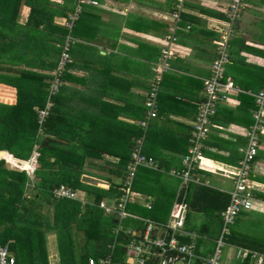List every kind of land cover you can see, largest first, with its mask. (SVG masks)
Here are the masks:
<instances>
[{"label":"crops","instance_id":"obj_1","mask_svg":"<svg viewBox=\"0 0 264 264\" xmlns=\"http://www.w3.org/2000/svg\"><path fill=\"white\" fill-rule=\"evenodd\" d=\"M230 1L97 0V5L83 8L77 22L68 30L64 23L72 12L74 0H16L17 12L0 11L7 21L1 29L6 37L3 47L11 48L1 55L0 65L5 69L0 75L21 86L22 93L27 90L23 87L29 85L28 90L32 88L39 95L40 84L32 75L46 76L48 83L59 59L62 40L70 34L75 39L70 49L72 62L55 96L53 112L58 125L70 127L74 132L82 130V142L107 151L99 150V158L84 163L96 164L99 169L108 165L113 169L119 159L115 156L117 150L126 145V138L133 139L141 130L139 123L145 117L144 101L153 82V69L161 58L164 38L173 25L172 13L179 2V22L175 41L170 45L169 68L162 76L157 94V116L142 129L143 153L162 166L159 170L149 169L159 174H146L149 179L139 182V190H133L135 196L130 203L152 211L148 219L165 223L180 185V180L168 172L182 170L181 160L188 150L192 123L204 97V79L209 77L216 58L218 28L227 22ZM10 2L15 0L0 3ZM64 2L70 10L61 8ZM30 4L45 8V23L35 26L28 23ZM233 30L228 45L229 63L224 72L233 89L227 91L226 99L216 107L199 171L201 181L204 179L207 186L228 195L248 145L246 133L254 125L256 105L252 94L262 88L264 81V0H244ZM16 103L17 89L0 83V104ZM257 138V154L247 175L252 207L239 212L230 225L226 236L229 250L222 264L245 259L247 264H262L264 260V122ZM95 173L86 178L109 177L105 171ZM108 188L109 185L105 189ZM81 197L86 202L84 193ZM133 228L140 231L142 225ZM231 236L241 238L249 247L232 244L228 240ZM46 242L49 264H60L56 235L47 234ZM238 250H247L254 257L237 258ZM213 252L208 257L197 255L195 243L197 256L209 258Z\"/></svg>","mask_w":264,"mask_h":264},{"label":"trees","instance_id":"obj_2","mask_svg":"<svg viewBox=\"0 0 264 264\" xmlns=\"http://www.w3.org/2000/svg\"><path fill=\"white\" fill-rule=\"evenodd\" d=\"M6 1L0 0L2 3ZM2 3H0V7H3L0 8L1 10L17 12L16 0L9 4ZM67 4L64 2L61 8L68 10ZM86 5L92 4H81L80 15ZM28 6L30 7L28 23L31 26L46 22L43 17L45 8L41 4ZM75 7L74 0L71 14ZM1 13L0 63L1 55L7 52V47H3L6 37L1 32L2 26L7 21ZM3 69L5 68L0 65V71ZM25 74L32 75V73ZM65 75L62 77L63 81ZM31 78L36 79L40 84L39 95L34 94L32 88L28 90L29 85L28 88L23 87L27 90L22 93L21 86L17 87L12 79L8 80L0 75V83L17 89L15 105L0 104V150L8 152L6 153L7 159L4 160H8L7 163L18 167L19 170L31 171L33 161L29 163L28 160L35 146H37L38 152L37 168L33 172L35 179L33 185L25 171L9 170L4 161L0 160V245L8 243L10 252L15 257V264H49L46 235L54 233L57 239L60 264H87L88 258H93L98 263L108 254L112 255V261L116 263L123 254L127 239H130V236H126L124 232L126 231L124 230L126 222L140 220L127 219L125 222L123 221L121 230L115 234L118 227L117 219L104 214L103 210L99 208V204L103 200L120 195L119 189L128 175L127 164L132 148L136 139L144 133L143 128L141 127L133 139L126 138V145L117 150L115 156L119 159L113 169L111 166L105 170V167L99 169L98 165L93 163L86 164L85 160L99 158L100 151L106 153L107 151L82 142V130L74 132L70 127L58 125L57 116L53 112L54 105L43 124L42 132L39 133L35 108L44 106L51 77H49L48 83L46 82L47 77L43 75L33 74ZM54 102L55 97L53 98ZM81 128L83 129L82 126ZM110 150L112 151V149ZM14 157L25 162L16 160ZM157 166L160 169L162 165L157 164ZM140 170L142 173L139 172ZM95 171L107 172L109 177L98 176L96 178H100L97 180L99 182L105 181L109 185L108 189L85 181L84 175L94 176L97 174ZM149 173L157 172L139 167L133 178L131 189H138L140 181L144 182L149 179L145 177ZM61 185L77 194L76 197L57 198L54 191ZM82 193L85 194L86 202L82 201L84 200L81 197ZM229 199L230 196L227 193L207 186L204 179L200 184H191L186 190L188 214L191 212L213 213L220 220V225L222 224L220 213L229 203ZM130 203L127 205V209L135 216L148 219L153 215L152 211ZM152 220L154 219L152 218ZM233 237L228 239L232 244L249 247V244H244L241 238ZM114 241L115 247L111 251L110 247ZM247 263L248 259H245L234 264ZM262 264H264V260Z\"/></svg>","mask_w":264,"mask_h":264},{"label":"built area","instance_id":"obj_3","mask_svg":"<svg viewBox=\"0 0 264 264\" xmlns=\"http://www.w3.org/2000/svg\"><path fill=\"white\" fill-rule=\"evenodd\" d=\"M76 7L72 14L65 20V27L71 30L75 22L79 19L82 11L81 4L97 5L96 0H75ZM179 2L175 5L172 13L173 25L169 28V35L164 38V48L161 50V58L153 69V82L145 98V117L140 122V126L145 129L150 119L157 116V94L163 74L168 70V59L172 55L170 45L175 41L174 34L179 22ZM244 8V0H231L226 9L227 22L218 28L220 38L216 41V58L212 62L210 75L204 79L203 100L198 104L196 117L192 123V131L188 139L189 146L187 153L182 157V170L171 169L168 174L180 180L176 200L171 208L168 219L165 223H159L152 219L140 218L131 214L127 205L132 201L135 193L131 189L132 181L136 170L139 167L159 170L157 163H154L143 153L144 135L137 138L132 148L127 164L128 175L123 185L119 189L120 195L115 198H108L99 204V208L104 214L113 216L118 221L115 230L117 234L121 230V224L126 219H138L142 222V229L135 231L129 229L124 231L127 243L123 248V257L116 263L112 261V255L108 254L97 263L93 258H88L87 264H221L222 248L227 245L226 236L229 234L230 225L234 222L239 212L252 207L247 175L252 161L257 154L258 138L257 131L262 128L264 122V81L262 88L253 93L256 110L254 111V125L247 131L248 145L244 152L243 159L239 163L236 172L233 189L229 194V203L220 213L221 229L216 241L215 249L209 258L199 257L195 254V234L185 230L186 218L189 206L186 202V190L191 184H200L199 174L200 161L204 155V142L211 132L212 118L215 115L217 105L226 99L227 91L233 89L232 83L225 79V67L229 63L228 45L229 40L234 35L233 24L237 21ZM75 39L70 34L65 36L61 46L60 55L56 67L51 73L47 88L46 102L42 108L36 110L39 133L42 132L43 124L48 118L54 105L53 98L60 92L64 84L63 75L67 72L72 59L70 56L71 46ZM168 47V48H167ZM57 198H75L77 194L61 185L54 191ZM150 209L149 206H147ZM191 238L190 243H183L181 240ZM115 242L111 245L114 250ZM253 256L247 250H238L236 257L244 259ZM0 264H15V257L10 252L8 243L0 245Z\"/></svg>","mask_w":264,"mask_h":264},{"label":"rangeland","instance_id":"obj_4","mask_svg":"<svg viewBox=\"0 0 264 264\" xmlns=\"http://www.w3.org/2000/svg\"><path fill=\"white\" fill-rule=\"evenodd\" d=\"M0 8L2 9L3 7L1 6ZM10 49H11L10 47H7V50H8L7 52H9ZM37 109L38 108L36 107L35 111ZM35 149H36V147L34 148V150L31 153V156L28 160L29 163L33 161V164H34V162H35V157H36ZM5 155H7V154H5ZM5 155H1L2 157H0V160L4 161L6 168L9 170H12V171H25L27 173V175L29 176V179L31 180V184L33 185L34 184L33 181H35L33 172L37 168V165L35 166V164H34L31 171H28L26 169L19 170L18 167H16V166L13 167V165L11 163H9V162L7 163L8 160H6V161L4 160V159H7ZM34 166L36 168H34ZM107 168H108V165L105 166V170ZM31 172H32V174H31ZM84 177H85L84 178L85 181H87V182L90 181V182L96 183V184L100 183L99 187H102L104 189L108 187V184L105 181L104 182H99L97 180L94 181L92 178L91 179L86 178L87 175ZM133 190H139V189L135 188ZM141 192L143 194H146V191H141ZM139 224H142V222L135 221V220H129L127 222V224L125 225L124 230L135 229L133 227H136ZM219 225H220V220L218 218H216V216L213 213H210V212L209 213H203V214L192 213V212L189 213L185 229H187L191 233H194L198 236V238L195 241V243H196V254L197 255H207L206 257H208L211 254V252H213L214 247L216 245V240L218 239V236L220 233ZM204 230H205V232H204ZM228 250H229V248L227 247V245L222 248V259L224 258L225 254L227 253ZM225 262L227 264L232 263L230 260L225 261ZM221 264H222V261H221ZM232 264H234V263H232Z\"/></svg>","mask_w":264,"mask_h":264},{"label":"water","instance_id":"obj_5","mask_svg":"<svg viewBox=\"0 0 264 264\" xmlns=\"http://www.w3.org/2000/svg\"><path fill=\"white\" fill-rule=\"evenodd\" d=\"M3 153H8V152L4 151V150H0V157H2L1 155H3ZM10 156L13 157V155H11V154H10ZM14 159H16V158L14 157ZM16 160L23 161V160H20V159H16ZM23 162H25V161H23Z\"/></svg>","mask_w":264,"mask_h":264},{"label":"bare ground","instance_id":"obj_6","mask_svg":"<svg viewBox=\"0 0 264 264\" xmlns=\"http://www.w3.org/2000/svg\"><path fill=\"white\" fill-rule=\"evenodd\" d=\"M6 153H3V155H5ZM6 156V155H5Z\"/></svg>","mask_w":264,"mask_h":264}]
</instances>
